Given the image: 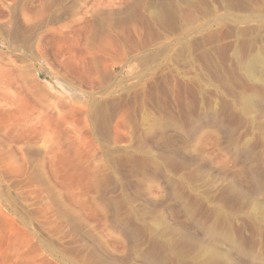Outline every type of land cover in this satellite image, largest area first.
Returning <instances> with one entry per match:
<instances>
[{
	"label": "rangeland",
	"instance_id": "obj_1",
	"mask_svg": "<svg viewBox=\"0 0 264 264\" xmlns=\"http://www.w3.org/2000/svg\"><path fill=\"white\" fill-rule=\"evenodd\" d=\"M95 1L0 0V264H264V0H181L190 19L154 24L152 40L125 12L120 51L93 56L85 26L133 2ZM20 25L32 32L14 39ZM104 108L100 130L90 114ZM159 124L172 140L156 146L173 142L197 176L136 160ZM230 177L244 194L228 199ZM112 197L134 209L132 230ZM178 226L199 242L171 247Z\"/></svg>",
	"mask_w": 264,
	"mask_h": 264
},
{
	"label": "bare ground",
	"instance_id": "obj_2",
	"mask_svg": "<svg viewBox=\"0 0 264 264\" xmlns=\"http://www.w3.org/2000/svg\"><path fill=\"white\" fill-rule=\"evenodd\" d=\"M156 1L158 3V7H159L158 10L160 11V15H159L160 17L157 20L156 19L154 20L152 17H149L148 15H146L147 14V13H145L146 12V9H145L146 0H133V2L131 3V5L129 6L127 11H119V10L105 9L104 8V9H101L98 12H96V15H95L96 18L93 20V23L90 22L91 24L89 26H85V27H88V29L85 30V32L88 31V38L95 45V47H94L95 52H93V54H91V55H93V56L99 55L98 52H100L101 54L116 55L118 53V51H120L121 44L123 41V37L124 38L130 37V34H131L128 32V30L124 31L123 29H120V28L116 29V26L119 25L120 21L124 17L123 13H125V12L138 14L141 29H139L140 28L139 27L138 28L139 30H136L135 33L139 37H141V35H142V37H143V35H145L146 39H149V40H152L153 38H156L158 36L157 31L154 29L155 27L153 28L154 24H160V26H163L164 24H173L176 21H178L179 19H184V20L190 19L188 11L186 12L183 10L184 8L183 9L181 8V6H182V4L180 5V3H182V2H180L181 0H156ZM98 3L104 4L103 0H96L94 2V5H96V4L98 5ZM222 3L227 7L228 6L234 7V5L236 6L235 0H222ZM57 22H58V19L55 16H51L49 21H48V23H51V24H55ZM0 26H3V25H0ZM4 26H6V25L4 24ZM20 27H21V25L19 26V28H17L15 31H13V33L10 34L14 39H18L20 36H24V35L30 34L32 32L31 28H28L27 30H23L24 27H22L23 29H21ZM4 28L5 27H3V29ZM191 30H193V29L191 28ZM196 31L198 32V30H196ZM188 32H189V35L192 36L193 32H195V31L193 30V31H188ZM132 33H134V32H132ZM189 35H188V37H189ZM145 37H143V39ZM188 37H186V38H188ZM216 37H217V35H216ZM209 39H210V37H209ZM186 41H188V39ZM185 43H186L187 47L191 46L190 42L188 44H187V42H185ZM256 58L257 59H255L252 63L247 64V68L249 70V73H251V74H253V70H255L257 63L260 64L262 62L261 56H257ZM242 61H244V60H242ZM98 62H99L98 59L93 58L92 66L96 67ZM83 71H85V70H83ZM113 71H115V68H113L112 72H110L109 75L112 76ZM75 81H77V80H75ZM226 110H229V107H226ZM106 114H107V108L104 110V113L101 112L100 110L91 112L90 117L93 120L94 126L96 128H101L100 130H102V128L105 125V121H106V117H107ZM237 119H238V117L236 114L232 115L229 113V115L227 117L218 116L217 118H215V121L217 124H219L220 127H225L228 121H232V120L236 121ZM180 127H181V129L183 128L182 126H180ZM168 131H169V127L166 126L165 124H159V125H156V126L150 128L148 130H142L141 133L139 134V135H141V138H140L141 141H139L140 145L136 148V150L141 154V156L136 157V160L138 162H141L144 165L152 166L153 168H155L158 171L166 170L168 168H174L175 169L176 167H180L183 169L181 176L184 178L185 181L189 178H193L194 176H197L198 173L195 172L196 170L194 171V169H190L192 167V164L188 163V161L184 157L181 156L180 152L177 151L176 148L174 147L173 142L171 143V148H169V149H160L156 146L157 144L155 143V141L158 138H164L165 137L166 139H168V137H167ZM171 140L172 139H168L167 140L168 143H170ZM234 151H236V150H234ZM193 165H195V167L197 168L196 165H201L200 167H203L205 164H204V162H202V163L201 162L200 163L194 162ZM224 175H226V174H224ZM228 179L230 182H232V180H234L232 177H230ZM109 183L110 182H108V184ZM192 192H196V191L194 190ZM223 194H224V197L230 199V198H232L233 194L242 195L244 193L239 188H237L236 183L232 182L231 188L223 191ZM195 196H196L195 198H198L200 196V193L196 192ZM109 201L111 203L110 205L114 208V210L116 212V214H115L116 219L121 222L123 227H126L127 229L132 230L134 227L132 217L136 216L134 209L126 206L125 203L123 204L121 199L119 200L116 197L110 198ZM153 208L155 210H159L156 207H153ZM121 209L122 210L125 209V211H122L125 214V216H121L122 212L119 213ZM126 212H127V214H126ZM120 217H127V218L126 219H120ZM241 231L242 230H239V234H240L239 240H238L239 242L237 243L236 248H235V251L238 250L236 253L237 255H241L242 253H245L244 244L246 243L247 240L244 238L242 233H240ZM199 240L200 239L198 236L191 234L188 231L184 230L182 226H178L174 230L172 236L169 238L168 244L171 247L173 246V248H181V247H186L187 245H192L194 243H198ZM253 258L258 259L255 256Z\"/></svg>",
	"mask_w": 264,
	"mask_h": 264
}]
</instances>
